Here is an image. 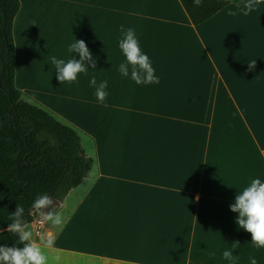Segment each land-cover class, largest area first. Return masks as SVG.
<instances>
[{
    "label": "crops",
    "instance_id": "crops-1",
    "mask_svg": "<svg viewBox=\"0 0 264 264\" xmlns=\"http://www.w3.org/2000/svg\"><path fill=\"white\" fill-rule=\"evenodd\" d=\"M20 2L17 87L77 130L95 162L58 206L66 218L59 233L40 213L24 226L37 243L41 234L53 239L51 248L40 245L48 258L229 264L222 253L230 250L236 264H250V257L264 264V248L238 229L229 207L235 188L264 178V0L231 4L200 26L180 0ZM63 3L66 32L49 34ZM121 25L135 30L158 83L120 75ZM75 39L97 57L84 75L108 82L104 103L82 97L71 83L52 90L55 69L40 66L51 53L70 59Z\"/></svg>",
    "mask_w": 264,
    "mask_h": 264
},
{
    "label": "trees",
    "instance_id": "trees-1",
    "mask_svg": "<svg viewBox=\"0 0 264 264\" xmlns=\"http://www.w3.org/2000/svg\"><path fill=\"white\" fill-rule=\"evenodd\" d=\"M242 0H180L194 26H200ZM20 0H0V246L23 247L7 225L34 222L32 202L47 193L57 211L94 167L79 132L23 98L16 84L15 20ZM23 208L15 216L17 206Z\"/></svg>",
    "mask_w": 264,
    "mask_h": 264
},
{
    "label": "clouds",
    "instance_id": "clouds-1",
    "mask_svg": "<svg viewBox=\"0 0 264 264\" xmlns=\"http://www.w3.org/2000/svg\"><path fill=\"white\" fill-rule=\"evenodd\" d=\"M195 2L199 3V0ZM119 31L118 47L124 56V60L118 65L120 75L131 79L136 84L158 83L159 78L154 74L150 58L140 47L135 30L121 25ZM68 51L72 54L70 59L65 60L53 56L51 67L54 66L56 78L60 82L79 83L78 77L89 72V65L91 69L96 68L97 57L93 56L83 40L75 39L69 45ZM73 53L78 54L79 59H76ZM248 64L250 68H253L256 61ZM89 85L95 88L98 102L104 103L108 96V82L105 80L97 83L93 76L89 80ZM235 189L237 191L234 202L229 207L237 214L236 225L238 229L251 234L253 244L264 248V178L254 177L244 187ZM52 205L53 200L47 193L38 196L32 202V208L43 216L51 229L59 233L66 223L64 214L60 211H49L45 214L42 211ZM22 212L23 208L18 205L13 215L20 216ZM7 230L16 233L20 242L27 243H24L23 247L0 246V264H49L48 256L40 247L41 244L44 248L53 246L54 241L47 234H41L39 243H37L33 230L24 227L19 222L7 225ZM222 255L229 261V264H236L232 251L225 250ZM249 260L250 264H257L254 257H250Z\"/></svg>",
    "mask_w": 264,
    "mask_h": 264
},
{
    "label": "rangeland",
    "instance_id": "rangeland-1",
    "mask_svg": "<svg viewBox=\"0 0 264 264\" xmlns=\"http://www.w3.org/2000/svg\"><path fill=\"white\" fill-rule=\"evenodd\" d=\"M63 5H65V6H63ZM64 11H66V3L57 4V6L55 7L54 22L51 24V27L49 28V30H51V31H49V34H53V33L54 34H59L61 31L63 33L66 32V22H64V25H62V28H60V25H59V21L61 20L62 17H64ZM53 56H55L57 58H60V55L58 53H51L50 55H47L48 59H50V60L43 62L40 66L51 67V59H52ZM27 72H28V74H30L29 71H27ZM32 73L33 74H38V76H39V74H41V72H36L35 73V71H33ZM49 74L51 75L50 78L53 79L52 84L55 87V89H52V90H55V91L60 90L59 86L56 85L57 83L60 84V85L64 84V83H68L69 84V82H63V83L60 82L56 78L55 70H51L49 72ZM78 79H79V83H71V87H72L73 90L82 91L81 96L82 97H86V98L90 97L91 95H95V88L91 87L89 85V80L91 78H89L88 76H85L84 74H82V75H80L78 77ZM39 80H41L39 82L42 83L45 79L44 78L41 79V77H39ZM29 83L31 84L32 81L30 80ZM85 146H87V145H85ZM89 155H90V153H89ZM38 214L39 213L37 212V215ZM39 231H40V228L37 227V232H39ZM49 260H51L50 264H97V263H92V262H88V261H80V260L68 258L66 256L64 258H62L60 256H58V257H56V256L53 257L52 256V257H49Z\"/></svg>",
    "mask_w": 264,
    "mask_h": 264
}]
</instances>
